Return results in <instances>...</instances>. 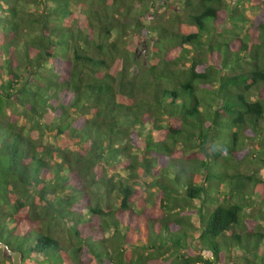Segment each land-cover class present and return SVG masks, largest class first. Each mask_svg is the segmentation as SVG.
<instances>
[{"label": "trees", "instance_id": "obj_1", "mask_svg": "<svg viewBox=\"0 0 264 264\" xmlns=\"http://www.w3.org/2000/svg\"><path fill=\"white\" fill-rule=\"evenodd\" d=\"M0 242L264 264V0H0Z\"/></svg>", "mask_w": 264, "mask_h": 264}, {"label": "rangeland", "instance_id": "obj_2", "mask_svg": "<svg viewBox=\"0 0 264 264\" xmlns=\"http://www.w3.org/2000/svg\"><path fill=\"white\" fill-rule=\"evenodd\" d=\"M171 17H173V13H172V9L167 8L164 11V21L170 19ZM140 53H141V62L143 63H149V56L147 54L146 51V46L145 45H141L140 49H139ZM194 246H196L194 249H198L200 245L199 244H195ZM202 254L206 257V258H212L211 252L207 249L202 250Z\"/></svg>", "mask_w": 264, "mask_h": 264}, {"label": "water", "instance_id": "obj_3", "mask_svg": "<svg viewBox=\"0 0 264 264\" xmlns=\"http://www.w3.org/2000/svg\"><path fill=\"white\" fill-rule=\"evenodd\" d=\"M0 246H3L4 249H6L7 253L11 256L12 258V264H21V258H20V253L18 252H13L7 245H3L0 242Z\"/></svg>", "mask_w": 264, "mask_h": 264}]
</instances>
